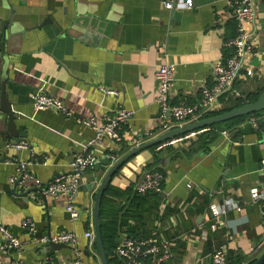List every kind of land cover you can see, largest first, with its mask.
<instances>
[{
  "label": "crops",
  "instance_id": "1",
  "mask_svg": "<svg viewBox=\"0 0 264 264\" xmlns=\"http://www.w3.org/2000/svg\"><path fill=\"white\" fill-rule=\"evenodd\" d=\"M163 2L0 0V29L6 27L0 66L5 71L6 95L15 112L18 134L7 137L0 133V222L14 235L30 238L21 226L28 218L37 237L71 231L79 236L82 263L101 264L95 239L90 244L84 236L86 231L94 232L96 191L110 165L163 133L155 103L157 68L174 66L172 103H196L201 87L211 84L213 64L225 62L231 54L226 43L236 35L225 0H193L189 10H167ZM252 2L255 19L250 31L255 35V50L246 58L252 74L241 71L211 113L227 112L249 103L248 96L259 99L264 92V0ZM106 88L118 94L106 95ZM39 89L61 101L71 115L54 108L35 110L32 96ZM121 109L131 110L132 118L122 128L119 143L106 141L99 149L98 170L93 167L83 173L77 219L71 218L61 199L43 196L32 179L23 180L15 188L16 194L12 193L9 178L18 162H28V173L46 184L68 169L74 153L94 134L76 119L94 116L101 120ZM262 121L264 110L246 115L206 139L200 136L207 135L208 128L194 138L167 144L169 139L155 149L142 150L108 182L105 200L110 213L117 222L126 219L135 224L137 236L158 233L173 239L170 257L162 264H210L212 251L220 246L226 247L229 264L256 260L264 252V217L259 204L251 202L249 190L260 181ZM139 137L142 142L135 144ZM10 140L26 142L29 150L5 148ZM213 145V156L208 157ZM108 154L116 155L117 160L104 164ZM200 155L205 157L197 162ZM154 158L157 164L150 165ZM155 167L164 174L161 192L133 200L135 182L143 171ZM27 191L26 196L20 195ZM230 202L239 208H229ZM213 203L227 208L215 230L210 229ZM201 230L207 232L205 240L198 237ZM9 257L25 264H44L47 258L57 263L71 261L74 253L70 246L54 250L49 245L28 244Z\"/></svg>",
  "mask_w": 264,
  "mask_h": 264
},
{
  "label": "built area",
  "instance_id": "2",
  "mask_svg": "<svg viewBox=\"0 0 264 264\" xmlns=\"http://www.w3.org/2000/svg\"><path fill=\"white\" fill-rule=\"evenodd\" d=\"M225 3L231 9L236 26L235 37L226 43L232 51L225 62L218 61L213 64L210 72L211 84L201 87L200 99L196 103L171 102L170 94L174 73V66L172 64H162L155 72V103L162 118L163 133L171 130L174 125L180 127L186 123L200 120L203 115L214 110L219 97L233 86L241 71L246 76L252 74L251 69L247 68L246 58L255 50V35L253 31H250V26L255 19L253 2L252 0H225ZM163 6L167 10L174 8L189 10L193 7V0H164ZM103 91L106 95L118 94L115 90L108 88ZM32 104L35 110L54 108L65 116L71 115L61 101L45 94L40 89L36 90L33 94ZM132 115L131 110L121 109L115 111L112 115L103 117L101 120L94 116L76 119L78 124L90 128L94 134L82 144L80 150L74 153L69 162L68 169L42 185L39 179L34 178L28 173V162H18L15 174L9 178L10 185H16L19 188L23 180L32 179L43 196L53 200L61 199L64 209L70 214L71 218L77 219L79 217V209L76 203L79 190L83 184V173L98 163L99 149L105 145L106 141L111 143H119L121 141V130L129 124ZM204 130L183 134L166 143L175 144L194 138ZM140 142L142 141L139 137L134 143ZM5 148L29 150L26 142L12 140L5 143ZM106 157L111 162L117 160L116 155L113 154H108ZM258 172L260 175L259 186L252 187L249 190V195L251 202L259 204L262 208L261 214L264 217V156L260 160ZM163 179L164 174L159 170L143 171L134 184V191L141 195L151 192H161ZM191 186V184H187V188H191ZM228 207L239 208L235 202H230ZM209 209L210 216L214 219V222L210 224V229L215 230L222 216L226 214L227 208L223 204L213 203ZM21 226L31 234L29 239L19 238L0 222V264H25L22 260L10 258V254L13 251L23 250L28 244L49 245L50 243L70 246L74 253V259L71 261L61 260L57 263L51 258H47L44 264H83L80 258L81 252L77 247L79 236L74 232L60 231L52 235L37 237L34 235L35 228L31 219H24L21 222ZM84 236L88 238L90 244L94 242L93 230L86 231ZM198 237L201 240H205L207 238L206 230H201ZM172 243L173 239L164 238V236H159L158 233L140 238L124 234L118 241L114 254L122 264H162V262L170 257ZM226 256V247L220 246L212 251L210 264H229L226 261ZM234 264H249V262L241 260Z\"/></svg>",
  "mask_w": 264,
  "mask_h": 264
},
{
  "label": "water",
  "instance_id": "3",
  "mask_svg": "<svg viewBox=\"0 0 264 264\" xmlns=\"http://www.w3.org/2000/svg\"><path fill=\"white\" fill-rule=\"evenodd\" d=\"M46 21V20H45ZM42 22L43 25L46 22ZM39 27V26H37ZM6 27L1 26L0 29V49L2 47L1 40L5 38V32ZM1 61L3 60L2 57L0 59ZM3 63V61H2ZM5 71L3 70L2 66H0V133L3 135H6L7 137H16L18 134L16 132V129L14 127V120L16 118L15 112L12 109V103L8 100V96L6 95V78L5 76ZM261 110H264V92L261 94L259 99L249 102L247 104H244L242 106L236 107L232 110H229L227 112H223L211 117H206L200 120H196L193 122H190L188 124H185L184 126L174 128L172 130H169L165 133H162L160 136L147 141L143 144H140L139 146H136L132 150L128 151L125 153L123 156H121L114 164L110 165L109 169L107 172L104 174L102 177L100 184L98 186V189L96 191L95 195V202H94V207H93V227H94V238H95V244L96 248L98 251V256L101 264H108L107 256L104 251L103 247V241H102V236H101V229H100V203H101V198L104 192V189L116 170L121 167L125 162H127L130 158L141 152L142 150L149 148L151 146H155L157 144H160L161 142L165 140H169L172 138H175L177 136L192 132V131H197V130H202L205 129V127L210 126L214 123H219L223 121H227L236 117L240 116H245L249 114H253L255 112H259ZM264 125V121L260 122L259 124ZM2 127H4V130H2ZM215 148V145L210 146V154L208 157L211 155L213 156V150ZM205 155H200L196 158L197 162H201ZM109 160L106 159L104 161V164H108ZM95 169L98 170L99 164H96ZM95 181L97 180V177L94 179ZM16 185L12 189V193L16 194ZM82 188V187H81ZM28 193H21L20 195L26 196ZM262 223L264 224V218ZM261 239L264 240V233L261 236ZM49 246H51L54 250H59L60 248L63 247H68L66 244H57V243H50ZM226 261L228 263V256H226ZM264 262V252L254 261L253 264H263Z\"/></svg>",
  "mask_w": 264,
  "mask_h": 264
},
{
  "label": "trees",
  "instance_id": "4",
  "mask_svg": "<svg viewBox=\"0 0 264 264\" xmlns=\"http://www.w3.org/2000/svg\"><path fill=\"white\" fill-rule=\"evenodd\" d=\"M258 97L257 95L255 96H248V101L253 102L257 100ZM234 109V108H233ZM232 110V109H229ZM227 110V111H229ZM222 112H209L203 115L200 119L206 118V117H211L217 114H220ZM257 114V112L253 113ZM246 116V115H245ZM245 116H240L236 117L227 121L219 122V123H214L210 126H207L205 128H208L209 131L207 132V135H202L200 136L201 139H206L207 136L210 137L212 134H216L218 129L222 128H229L231 125L235 124L237 121L241 120ZM214 130L216 132H214ZM206 133V132H205ZM159 145V144H158ZM158 145L152 146L150 149H155ZM157 164V159L154 158L152 161V164L150 165H156ZM149 166V165H148ZM121 168V167H120ZM152 170H159L160 172L163 173V171L160 168L155 167ZM146 171H150L147 169ZM110 190V185L108 184L106 186L105 192L102 195L101 203H100V229H101V236H102V241H103V247L105 254L107 256L108 264H122L121 261L115 256L114 254V249L116 248L118 241L120 239V235L122 232L126 233L127 235H130L135 238H140V237H148L150 235H145V236H137L134 234L135 230V224L130 225L128 222L126 223V219H123L119 222L116 221L114 215L110 213V208L106 206V200H105V194ZM133 194L135 195L133 197V200H138V197L144 196L141 194L136 193V191H133ZM128 217V215H125ZM138 220V219H136ZM122 227V228H121ZM125 229V230H122ZM94 247L96 248V244H94ZM255 260H252L249 264H253ZM264 264V262H263Z\"/></svg>",
  "mask_w": 264,
  "mask_h": 264
}]
</instances>
